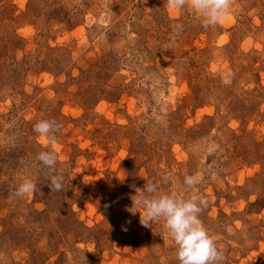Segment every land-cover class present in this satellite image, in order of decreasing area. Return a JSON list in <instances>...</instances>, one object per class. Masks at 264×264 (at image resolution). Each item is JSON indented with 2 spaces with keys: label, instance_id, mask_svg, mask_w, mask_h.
I'll use <instances>...</instances> for the list:
<instances>
[{
  "label": "rangeland",
  "instance_id": "rangeland-1",
  "mask_svg": "<svg viewBox=\"0 0 264 264\" xmlns=\"http://www.w3.org/2000/svg\"><path fill=\"white\" fill-rule=\"evenodd\" d=\"M147 180L207 198L221 264H264V0L208 26L167 0H0V264H179L125 211Z\"/></svg>",
  "mask_w": 264,
  "mask_h": 264
},
{
  "label": "clouds",
  "instance_id": "clouds-1",
  "mask_svg": "<svg viewBox=\"0 0 264 264\" xmlns=\"http://www.w3.org/2000/svg\"><path fill=\"white\" fill-rule=\"evenodd\" d=\"M229 2L230 0H167L171 11L178 12L187 6L205 26L222 21L229 9ZM56 127L55 122L41 119L33 125V131L41 138L47 137L54 143L52 133ZM36 159L47 167L49 172L56 170L57 154L54 150L41 151ZM160 176L162 183L172 180V174L167 171L161 172ZM199 178V175H185L183 184L192 187ZM63 179L62 175H51L48 184L50 190L60 191ZM160 182L147 180L142 189L135 188V195L131 197L132 204L125 206V211L132 216L139 213V223L144 227L151 228L153 222L162 220L167 235L175 245L179 264H221L225 259L224 253L218 249L215 239L199 218L202 208L207 206V198L196 192L183 197L161 191L158 186ZM35 187L31 179L22 176L15 195L31 194Z\"/></svg>",
  "mask_w": 264,
  "mask_h": 264
},
{
  "label": "trees",
  "instance_id": "trees-1",
  "mask_svg": "<svg viewBox=\"0 0 264 264\" xmlns=\"http://www.w3.org/2000/svg\"><path fill=\"white\" fill-rule=\"evenodd\" d=\"M44 68H45V66H44ZM46 68H48V69H49V67H48V66H47ZM46 68H45V69H46Z\"/></svg>",
  "mask_w": 264,
  "mask_h": 264
}]
</instances>
